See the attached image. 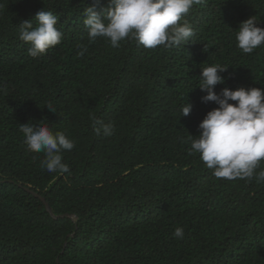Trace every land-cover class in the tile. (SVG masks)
Returning <instances> with one entry per match:
<instances>
[{"label": "trees", "instance_id": "1", "mask_svg": "<svg viewBox=\"0 0 264 264\" xmlns=\"http://www.w3.org/2000/svg\"><path fill=\"white\" fill-rule=\"evenodd\" d=\"M91 3L0 0V264H264V182L216 178L187 142L218 107L201 102L202 68L227 67L216 92L264 89V44L245 54L236 41L249 17L264 27V0L194 5L184 17L192 41L154 49L90 41ZM42 9L58 16L63 38L33 58L19 24L35 26ZM92 116L113 135H97ZM24 123L74 141L63 152L68 173L41 167Z\"/></svg>", "mask_w": 264, "mask_h": 264}, {"label": "clouds", "instance_id": "2", "mask_svg": "<svg viewBox=\"0 0 264 264\" xmlns=\"http://www.w3.org/2000/svg\"><path fill=\"white\" fill-rule=\"evenodd\" d=\"M206 0H108L107 7H100L101 0H92L84 9V25L88 38L95 41L103 37L113 48L121 41L131 38L147 49L157 46L180 47L192 41L195 35L192 25L184 19L194 5ZM99 7V11L97 10ZM32 20L19 24V39L30 44L28 54L35 58L60 44L63 38L58 29V16L44 9ZM251 16L239 25L236 33L238 48L251 54L264 44V27ZM86 49H81L83 55ZM227 67L219 64L202 68L199 88L206 94L201 102H214L218 107L207 112L199 123V134L189 136L190 153H198L200 159L213 171L218 179L252 180L264 182V170L257 169L264 160V89L239 87L232 90L224 87L216 92L215 86L224 83L221 75ZM6 89L0 87V93ZM234 101L235 103H230ZM54 111L49 104H45ZM192 104L182 108L181 115L187 116ZM97 135L111 136L114 126L91 117ZM20 131L30 152L43 153L41 167L48 172L60 174L70 171L63 162V152L74 148V141L63 132L53 130L43 123L21 124ZM173 235L182 239L183 228L177 227Z\"/></svg>", "mask_w": 264, "mask_h": 264}, {"label": "water", "instance_id": "3", "mask_svg": "<svg viewBox=\"0 0 264 264\" xmlns=\"http://www.w3.org/2000/svg\"><path fill=\"white\" fill-rule=\"evenodd\" d=\"M42 200L46 203V205L49 207L48 203L45 201V198L43 197Z\"/></svg>", "mask_w": 264, "mask_h": 264}]
</instances>
